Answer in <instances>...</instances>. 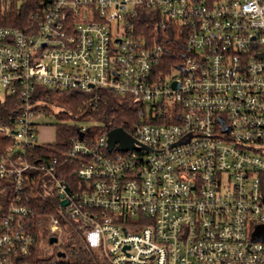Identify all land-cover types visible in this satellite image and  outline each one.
<instances>
[{
  "label": "built area",
  "instance_id": "obj_1",
  "mask_svg": "<svg viewBox=\"0 0 264 264\" xmlns=\"http://www.w3.org/2000/svg\"><path fill=\"white\" fill-rule=\"evenodd\" d=\"M28 1L0 0V12L21 16ZM34 5L31 22L0 25V102H22L3 128L13 146L0 156V264H43L32 259L36 171L60 199L50 235L70 219L109 264H264V0ZM145 13L185 33L170 72L163 46L137 34ZM38 87L130 100L138 147L110 150L108 132L81 126L64 152L77 183L56 177V157L32 163L58 112Z\"/></svg>",
  "mask_w": 264,
  "mask_h": 264
},
{
  "label": "trees",
  "instance_id": "obj_2",
  "mask_svg": "<svg viewBox=\"0 0 264 264\" xmlns=\"http://www.w3.org/2000/svg\"><path fill=\"white\" fill-rule=\"evenodd\" d=\"M39 0H29L21 16L14 10L0 12V25H18V18L24 22H31L32 11L36 8L34 3ZM205 3L217 0H197ZM138 21L141 22V31L137 34L152 35L164 48L163 68L170 72L174 67L181 64L185 50L186 39L184 31L174 25L166 28H158L153 24L152 16L140 14ZM40 92L50 98V107L56 109L57 121L55 122L56 138L53 142H47L29 148L27 158L32 163L45 161L48 158H57L56 177L69 182L77 183V176L73 173L75 163L65 160L66 152L71 140L78 134V128L88 127V133L97 136L109 132L115 128H123L130 131L131 122L135 119L137 107L130 100L107 89L94 90L92 92L71 91V90H49L38 87ZM22 102L19 97H6L0 102V156L5 154L12 146L11 137L3 128L12 126L18 109ZM36 180L33 182V189L28 191L29 202L34 208L35 215L32 219L35 241L39 233L45 235L47 231V220L51 215L57 214L60 199L59 195L44 183L49 185L48 174L34 172ZM58 216L60 214H57ZM62 232L57 235L58 243L51 244L54 252L49 257L38 254L36 243L33 246L32 259L43 264H109L97 250L89 248L82 238V233L77 229L70 219L61 218ZM50 247V248H51ZM62 251L64 256L59 257L57 253Z\"/></svg>",
  "mask_w": 264,
  "mask_h": 264
},
{
  "label": "water",
  "instance_id": "obj_3",
  "mask_svg": "<svg viewBox=\"0 0 264 264\" xmlns=\"http://www.w3.org/2000/svg\"><path fill=\"white\" fill-rule=\"evenodd\" d=\"M108 143H109V149L112 150L115 147L116 143H119L116 148L119 150H127L131 148H136V142L132 138V136L126 132L123 128H115L108 132ZM68 203L67 200L62 201V205L66 206ZM58 242V238L56 236H51L49 239L50 244H55ZM59 257L64 256L65 253L62 251H59L57 253Z\"/></svg>",
  "mask_w": 264,
  "mask_h": 264
},
{
  "label": "rangeland",
  "instance_id": "obj_4",
  "mask_svg": "<svg viewBox=\"0 0 264 264\" xmlns=\"http://www.w3.org/2000/svg\"><path fill=\"white\" fill-rule=\"evenodd\" d=\"M40 137L42 138V140H46V141L54 140L56 138V130L52 126L43 127L40 130ZM50 236L51 235L48 230L45 231L44 236L42 235V232H40L39 237L37 238L36 241L38 254L40 253V255L44 257H49L55 250L51 247V244L49 243Z\"/></svg>",
  "mask_w": 264,
  "mask_h": 264
},
{
  "label": "flooded vegetation",
  "instance_id": "obj_5",
  "mask_svg": "<svg viewBox=\"0 0 264 264\" xmlns=\"http://www.w3.org/2000/svg\"><path fill=\"white\" fill-rule=\"evenodd\" d=\"M57 243H58V242H57ZM57 243H56V244H57Z\"/></svg>",
  "mask_w": 264,
  "mask_h": 264
}]
</instances>
